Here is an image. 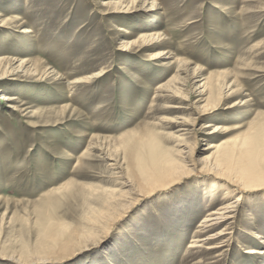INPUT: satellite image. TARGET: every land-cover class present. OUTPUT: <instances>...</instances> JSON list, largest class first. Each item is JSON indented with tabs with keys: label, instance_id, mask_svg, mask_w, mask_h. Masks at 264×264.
I'll list each match as a JSON object with an SVG mask.
<instances>
[{
	"label": "rangeland",
	"instance_id": "374dc122",
	"mask_svg": "<svg viewBox=\"0 0 264 264\" xmlns=\"http://www.w3.org/2000/svg\"><path fill=\"white\" fill-rule=\"evenodd\" d=\"M246 134L262 145L249 186ZM153 137L185 154L143 190L126 149ZM206 156L237 179L215 180ZM233 203L234 219L205 222ZM226 226L218 249L188 247ZM252 248L264 251V0H0V264H264Z\"/></svg>",
	"mask_w": 264,
	"mask_h": 264
},
{
	"label": "bare ground",
	"instance_id": "6f19581e",
	"mask_svg": "<svg viewBox=\"0 0 264 264\" xmlns=\"http://www.w3.org/2000/svg\"><path fill=\"white\" fill-rule=\"evenodd\" d=\"M23 24V23H22ZM129 32V31H128ZM26 33H30L29 30H27ZM145 35V34H144ZM143 35V36H144ZM142 36V35H141ZM142 36V37H143ZM149 36V35H147ZM146 36V37H147ZM141 37V38H142ZM144 38V37H143ZM145 39V38H144ZM132 45V44H131ZM130 46V43L125 44V47ZM23 63V62H22ZM106 72V71H105ZM104 71H101L96 78H101L103 76V74H105ZM94 79V78H93ZM204 82L203 85L200 86V88L205 89L206 87V80L202 79L201 82ZM158 88V87H157ZM161 89L164 90V86L160 87ZM215 91H217V88L213 87ZM160 89V90H161ZM212 89L213 92H210L209 94V98L212 101H216L218 98H220V95L222 98H226V94L222 93L221 91L215 93ZM230 91V90H229ZM201 94V93H200ZM203 94V91H202ZM2 100L4 101H14L16 100V98H11L8 97L6 95H3ZM236 105L230 106L228 108H234ZM174 109H181V107L176 106L173 107ZM208 107H205V109H202L203 111H201V117L206 115L208 112ZM207 127H210L207 125ZM205 127V128H207ZM254 131H256L257 133H255ZM253 131V136L258 137V130H254ZM218 133V131H214L213 133L210 134H215ZM251 133V132H249ZM248 133V134H249ZM256 134V135H255ZM146 135V134H143ZM148 138H151V135L147 134ZM153 136H155L154 134H152ZM130 136H124V138H128ZM248 137H250V135L247 136V134L245 135V138L247 139L246 141L243 142V145L246 146V143L249 141L248 146L250 147V152L249 151H244V166L242 167V172H240V177H241V182L245 185V186H249V184H251L252 182L255 181V179H259L262 174L258 173L256 174L255 172H253V168L255 166L254 160H255V154H256V150H258V148H261V146H259L258 142H254L251 141ZM123 138V139H124ZM263 138V135H262ZM161 140V138H159ZM157 137H153L149 143L145 144H139L136 145L134 143H130L129 148L126 149L127 151V155L129 156V159L131 161V165H132V172L134 174H138V175H147L148 176V182H147V186L146 183L142 180L141 183V187H144V189H147L146 187H151L152 185H154V181L153 178L151 176V174H153L154 177L156 178H166L169 175H175L177 172H179V170L182 167H178V163L177 160L178 158H176V153L178 154H185L184 149H179L176 151V153L172 154L159 140ZM218 145L214 144V143H209V147L207 150H212L214 148H216ZM197 150V149H195ZM196 153V151H195ZM227 152H225V154L223 155V157H228V154H226ZM233 153V152H232ZM60 159H65L64 157H60ZM74 157L72 155V157H70L69 160H73ZM183 160H185V163H187V158H183ZM201 162H204V166L206 168H208L211 173L209 175L213 176L215 178V180H224L223 176H228L229 178L233 179H237L235 176H233V174L230 172L229 168H224L222 170V168L225 166L224 164H222V160H218L213 162L212 160L208 159V156L202 158L200 160ZM246 162H248L246 164ZM195 161H189L188 164H194ZM246 164V165H245ZM188 172V170L186 171ZM181 179H179L180 181ZM177 181V180H176ZM236 183V182H233ZM240 201V199H237L236 202ZM235 202V203H236ZM51 203V202H49ZM47 204V203H46ZM49 206H53L55 205V203L53 204H47ZM238 209V206H234L233 204H227L225 205V207H222L220 209H217L215 211H212L211 214L208 215L207 220L205 222H207L208 224H210V226L214 227L218 224H222V223H226L228 221H230L231 219H234L236 216L235 211ZM227 226L226 228L221 231V233L219 234H215L212 235L213 238H208V239H202V240H198V241H194L192 242V244L190 246H188L190 249H196V248H201L202 244H207L209 245V249L210 250H215L218 249L219 247H215V246H210L211 243L210 241H213L214 238H219L220 236H224L226 235V233H224V231H227ZM211 236V237H212ZM201 244V245H199ZM228 247V246H227ZM247 254H251V255H264V251L263 250H257V248H252V249H248V251H245ZM190 256V251L185 250L183 253V259H187Z\"/></svg>",
	"mask_w": 264,
	"mask_h": 264
}]
</instances>
